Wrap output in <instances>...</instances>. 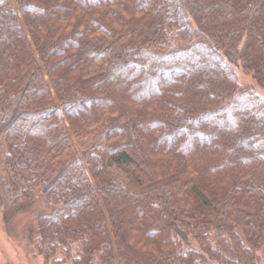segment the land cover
<instances>
[{"label":"trees","instance_id":"1","mask_svg":"<svg viewBox=\"0 0 264 264\" xmlns=\"http://www.w3.org/2000/svg\"><path fill=\"white\" fill-rule=\"evenodd\" d=\"M240 74L264 86V0H0V202L45 263L260 264Z\"/></svg>","mask_w":264,"mask_h":264},{"label":"rangeland","instance_id":"2","mask_svg":"<svg viewBox=\"0 0 264 264\" xmlns=\"http://www.w3.org/2000/svg\"><path fill=\"white\" fill-rule=\"evenodd\" d=\"M240 80L244 84L252 83L256 93L264 97V86L253 83L243 74H240ZM35 208L39 211V205ZM32 215L31 208L24 203L0 202V264H50L45 263L43 257L31 248L27 237L25 239ZM260 264H264V251Z\"/></svg>","mask_w":264,"mask_h":264}]
</instances>
